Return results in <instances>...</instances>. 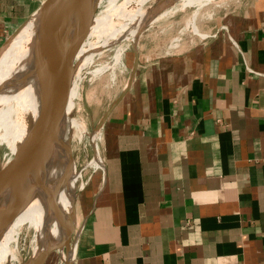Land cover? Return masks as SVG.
Returning <instances> with one entry per match:
<instances>
[{
    "label": "crops",
    "instance_id": "crops-1",
    "mask_svg": "<svg viewBox=\"0 0 264 264\" xmlns=\"http://www.w3.org/2000/svg\"><path fill=\"white\" fill-rule=\"evenodd\" d=\"M43 1L0 0V45ZM208 37L110 110L71 264H264V0Z\"/></svg>",
    "mask_w": 264,
    "mask_h": 264
},
{
    "label": "bare ground",
    "instance_id": "bare-ground-1",
    "mask_svg": "<svg viewBox=\"0 0 264 264\" xmlns=\"http://www.w3.org/2000/svg\"><path fill=\"white\" fill-rule=\"evenodd\" d=\"M103 1L87 0L84 3L85 11L83 12L84 6L81 7L68 21V28L71 29V42L83 33L77 48L78 64L73 77L78 74L83 61L92 57L96 49L103 47L106 42V39L102 42H93L95 39L108 34L136 32L132 38L137 40L145 26L152 25L157 20L154 18L147 24L144 22L148 19L147 16L155 10L158 12L165 6L173 7L174 4L181 2L179 6L167 9L166 12L163 11L170 13L189 5L190 2H203V0H105L104 10L96 14L95 9ZM138 26L142 28L140 33L137 30ZM38 38L39 16L35 13L0 51V143L4 141L10 146L13 157L16 154L19 163L22 160L24 144L31 123L38 116H43L46 107L48 82L41 70L42 66L38 68L37 61L34 60ZM76 95V88L71 85L59 138L54 148L43 154L39 165L33 166L29 175L30 185L15 195L0 199V264H4L11 242L16 241L17 234L26 223L36 229L38 239V244L37 242L36 244L39 246L43 243L42 247L44 245V249L35 253L37 255L55 245L57 241L60 245L64 244L67 233L78 222V218L75 219V198L76 179L79 172L76 175L71 137L73 133H76L75 128L80 130L85 128V125L80 123L74 115ZM17 125L24 128L18 129ZM2 128L3 131H1ZM99 133L100 129L97 128L96 134ZM92 134L93 132L90 135ZM96 155L98 167L103 168L102 157L99 153ZM41 164L43 165L40 166ZM3 167L5 166L0 167V170ZM79 230L68 248L67 264L71 263L75 254Z\"/></svg>",
    "mask_w": 264,
    "mask_h": 264
},
{
    "label": "rangeland",
    "instance_id": "rangeland-1",
    "mask_svg": "<svg viewBox=\"0 0 264 264\" xmlns=\"http://www.w3.org/2000/svg\"><path fill=\"white\" fill-rule=\"evenodd\" d=\"M104 1L95 9L96 14L104 10L106 5ZM248 1L250 0H203L202 3L190 2L189 5L183 8L180 7L173 12L165 13L167 9L181 3L179 2L177 5L174 4L173 7L167 8L165 6L159 9L160 11L158 12L155 10L154 13H150L145 24L152 22L154 18L157 20L147 27L144 25L145 28L142 32L141 26H138L137 30L141 33L137 40L132 38L136 35V32L118 33V35L108 34L98 39H93V42H102L104 39H106V42L103 47L96 49L92 57L83 61L78 74L73 77L74 83L72 84V87L74 85L77 91L74 99V115L80 123L85 125L84 130L80 129L83 130L82 132L75 128L76 133H73L71 137L72 157L75 161L76 175L79 172L76 179L75 198V219L77 217L78 222L71 229H74L73 235L75 236L73 240L76 238L84 218L88 200L86 195L91 190L92 183L99 179L100 167H98L95 157L97 153L100 156L102 154L101 147L105 120L110 114V110L117 104L129 87L132 81L131 76L135 73L137 66L141 61H146L147 58L154 59L157 56L184 51L207 40L208 36L217 28L220 14L232 11ZM29 18L20 25L18 24L19 26L17 25L18 27L14 28L4 38L0 45V51L13 35L27 24ZM114 20L117 19L114 18ZM77 64L78 62L76 67ZM30 121L29 124L32 122ZM21 125L24 126L25 124ZM96 127L100 129L98 135L96 134ZM16 128L21 129L24 127L17 125ZM1 131H3V128ZM92 132L93 136L90 135ZM12 158L10 146L4 141L1 142L0 167L6 165ZM26 224L17 234L16 241L11 242L4 264H23L33 254L42 248L44 249V245L42 247L43 243L39 244V246L37 245L38 239L35 227L29 223ZM57 242L50 247L51 249L47 248L44 250L50 249L51 251H49L43 264L67 263L66 257L69 249L65 251L63 244L60 245ZM10 252H12V255Z\"/></svg>",
    "mask_w": 264,
    "mask_h": 264
},
{
    "label": "water",
    "instance_id": "water-1",
    "mask_svg": "<svg viewBox=\"0 0 264 264\" xmlns=\"http://www.w3.org/2000/svg\"><path fill=\"white\" fill-rule=\"evenodd\" d=\"M86 1L44 0L36 12L39 16V38L34 60L37 61L38 68L42 66L41 70L48 82L46 107L43 116H38L31 123L20 163L17 162V155L15 154L0 170V199L15 195L30 185L29 175L33 166L39 165L43 154L54 148L53 146L59 138L73 81V73L76 68L77 48L83 36L82 33L71 42V29L68 28V21L76 10H80L84 6ZM80 13L82 14V11ZM144 22L146 23L147 20ZM73 234L74 229L67 233L66 241L63 244L65 251L68 250L73 241L75 236ZM50 249L37 255L33 254L23 264H43L49 251H51Z\"/></svg>",
    "mask_w": 264,
    "mask_h": 264
}]
</instances>
